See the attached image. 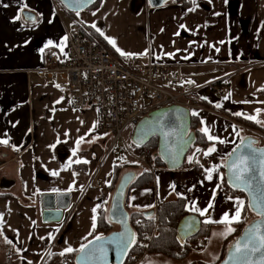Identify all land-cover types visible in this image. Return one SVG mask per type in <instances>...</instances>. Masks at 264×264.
I'll list each match as a JSON object with an SVG mask.
<instances>
[{"label": "crops", "instance_id": "crops-1", "mask_svg": "<svg viewBox=\"0 0 264 264\" xmlns=\"http://www.w3.org/2000/svg\"><path fill=\"white\" fill-rule=\"evenodd\" d=\"M146 1L101 0L98 10L70 18L56 0H0V140H7L0 143V257L6 264H76L72 253L80 255L83 245L96 236L104 237L99 226L102 212L112 231L115 227L107 215L114 193L113 170L120 163L97 132L96 113L72 109L66 80L57 83L37 74L50 53L68 56L74 20L117 60L132 54L153 63L181 66L187 76L197 75L189 80L191 87L200 88L194 96L195 117L200 122L198 130L212 145L205 151L194 148L180 170L148 166L151 186H133L136 174L125 210L129 216L140 214L156 221L161 203L181 200L209 237L201 251L190 248L183 261L150 254L155 259L150 262L216 264L224 242L236 239L247 203L243 195L222 188L221 168L242 139L264 134V0L170 1L153 10ZM128 31L131 35L126 38ZM213 63L225 65L226 74L208 75ZM220 79L223 95L205 88ZM238 112L243 115H235ZM204 128L225 143L209 141ZM211 147L216 151L205 156ZM214 166L217 170L209 180L206 170ZM54 193H70L73 203L63 222L49 224L44 219L43 195ZM237 200L244 201V208L240 222L230 225L234 231L229 233L219 221L225 213L230 218L234 215ZM210 202L213 207L205 216L190 210L193 203L203 210ZM246 218L255 217L248 210ZM150 255L145 264L150 263Z\"/></svg>", "mask_w": 264, "mask_h": 264}, {"label": "built area", "instance_id": "built-area-1", "mask_svg": "<svg viewBox=\"0 0 264 264\" xmlns=\"http://www.w3.org/2000/svg\"><path fill=\"white\" fill-rule=\"evenodd\" d=\"M56 2L61 4L60 0ZM70 29L68 56L60 58L56 53H50L45 66L37 74L57 83L62 79L68 82L72 109L96 113L97 132L108 141V152L125 148V135H132L134 128L158 109L175 105L187 108L190 113L197 110L194 96L200 88L191 87L188 82L197 75L187 76L181 66L153 63L134 55L117 60L99 43L87 38L89 33L79 21L74 20ZM209 74H226L225 65L211 64ZM222 80L212 81L205 88H213L221 96L224 89H217L215 85ZM252 137L264 140L256 133ZM139 159L146 165L145 156ZM137 224L140 228L145 226L140 220ZM155 225L138 240L143 253L131 257L129 264H143L149 255V243L156 236V222ZM205 243L206 238L202 237L190 248L194 252L201 251Z\"/></svg>", "mask_w": 264, "mask_h": 264}, {"label": "water", "instance_id": "water-1", "mask_svg": "<svg viewBox=\"0 0 264 264\" xmlns=\"http://www.w3.org/2000/svg\"><path fill=\"white\" fill-rule=\"evenodd\" d=\"M63 7L67 10V13L78 14L86 12L91 6L98 3V0H60ZM173 0H147V5L150 9L161 8L166 3ZM191 113L187 108H181L170 106L169 108H161L157 111L148 114L147 117L142 120L137 127L134 128L132 133V145L136 147H143L149 140L157 139V156L164 163L167 170H180L184 166L187 153L195 145V136L191 133ZM163 122V130L160 127V122ZM163 132L170 133L168 136L163 135ZM249 141H255L253 148L257 150H264V146H259V141L253 137H246L242 139L240 145L243 147ZM239 151V149H237ZM247 152V149H245ZM233 153V152H232ZM235 159V153L229 155L224 164V181L226 186L231 191L236 193H243L247 200L248 210L255 216V220L244 227L240 236H238L230 245L226 252L222 263L218 264H259L262 256H264V248L258 252H236V245L239 242L241 248L245 243H248V247L254 246L253 243H249L248 239L251 234L248 233V229L259 227V235H264V217H262L258 210L249 207L252 197L248 192L242 191L240 187H234L229 183V166ZM259 159V157H258ZM260 165L257 163L254 172L250 173L255 176L253 182V195L259 196L260 192L264 191V184L260 183L259 177ZM136 177L135 172L123 174L120 177L118 184L115 187L114 193L111 197L107 221L108 223L116 226L117 231H112L108 236L103 237L102 240H94L92 243H88V248L83 253L80 252L75 259L76 264H124L127 256L134 242L127 247V251H122L120 247L116 246V242L121 239V234H125L127 237H131L134 234L132 226L130 224V216L125 210V200L128 190L132 187V183ZM72 195L54 193L43 195V209L44 219L49 224H56L63 222L65 212H67L72 206ZM261 208H264V202H261ZM123 221V222H122ZM177 225L176 233L177 240L180 244H184L191 238H196L201 229V223L197 217L189 214L183 218ZM135 237V234H134ZM136 240V239H135ZM134 240V241H135ZM255 245H259V241L255 240Z\"/></svg>", "mask_w": 264, "mask_h": 264}, {"label": "trees", "instance_id": "trees-1", "mask_svg": "<svg viewBox=\"0 0 264 264\" xmlns=\"http://www.w3.org/2000/svg\"><path fill=\"white\" fill-rule=\"evenodd\" d=\"M176 1L177 3L182 2L183 0H173ZM101 4V0H98V3H96L94 6H91L88 10H93L96 11L99 9ZM68 16H70V18H74L75 15L77 14H70L67 13ZM87 38L92 39L93 41L99 43L101 45V47H103L104 49L107 50V52L109 54H111V56L113 58H117L116 56H114L115 54L112 53V51L107 48L106 45H104L102 43V41H99L95 38L94 34H92L91 32L88 34ZM224 87V85L222 83H218L215 85V88L217 89H222ZM200 105L207 110H210L211 106H209V104L203 102V101H199ZM191 133L194 134L195 136V145L193 146V148L196 149H201L203 151L207 150V148L212 145L211 143H209L205 136L203 135L202 132H200V130H198V127L200 126V122L198 117H195V115H192L191 113ZM248 127H253L256 128L257 130H259V128H257L255 125L248 124ZM157 139L153 138L151 140H149L143 147H132L133 148V152L137 155L138 158L145 156V164L148 166H151L153 168H160V167H164V163L160 160L161 158H158L157 156ZM128 168L125 163H120L114 166V170H113V178H112V183H111V190L112 192L115 190V187L117 185L119 176H120V172L121 170ZM225 169L222 167L221 168V173H224ZM223 184H222V188L225 191L230 192L232 195H243V197H245V195L243 193H236L231 191V189H229L226 186V182L224 181V178L222 180ZM137 186L139 188L142 187H147L152 185V178L151 175L149 174L148 171H142V173H140V175H137V178L135 180V183L133 184V186ZM246 200V199H245ZM247 203V200H246ZM247 209H245V212L243 213L242 219H241V223L239 226V231L237 232L235 238H237L238 236H240L242 230L244 229V226L247 224L248 219L246 218V214L248 212V205L246 206ZM156 221L153 218H148L145 219L142 215L140 214H135V215H131L130 216V224L132 226V229L134 231L135 234V245L133 246L132 250H131V254L137 252L139 249L138 246V240L141 239L143 233L152 231L153 227L156 226L155 222L157 223V232H156V236L154 237V239H152L151 243H149V247H148V254H154V255H158V256H165L167 257V259L172 260V261H183L185 260L189 254H190V246L193 243H196V240L201 239L202 237L208 238V230L206 229V227L204 225H202L199 234L196 236V238H191L189 239V241H187L184 244H180V242H178L177 240V233H176V228L177 225H179L178 223L185 217L188 216L187 211L185 210L184 207V203L181 200H176L174 201V203H161V205H159L157 207V211H156ZM102 215H100L99 217V226L101 227L100 229H102L103 232V236L106 237L109 235L110 232H112V227L110 225L107 224L106 219H105V212L101 213ZM142 222L145 226L140 228V226H138L137 221ZM233 240V237H229V239H227L222 247V251H221V256L218 260V263H222V260L224 259L227 250L229 249V244L230 242ZM73 260L76 259V256H78V254L76 253H72L71 254ZM216 263V264H218Z\"/></svg>", "mask_w": 264, "mask_h": 264}, {"label": "snow or ice", "instance_id": "snow-or-ice-1", "mask_svg": "<svg viewBox=\"0 0 264 264\" xmlns=\"http://www.w3.org/2000/svg\"><path fill=\"white\" fill-rule=\"evenodd\" d=\"M77 2H79V0H77ZM17 19H19V17H17ZM93 27H95V25H93ZM97 31H99V29H97ZM103 35V33H101ZM65 39H67L65 37ZM110 43L113 44V46L115 47V42L110 40ZM51 43V42H49ZM117 51L120 52V54L126 55L124 52L120 51V49H117ZM127 55H132V54H127ZM189 83H192L191 81H189ZM225 99H228V97H225ZM57 103H59V101H57ZM216 107H221L220 104L215 105ZM192 115H197V113L193 112ZM235 115L237 116H241L243 115L242 113H235ZM246 119H253V117L251 116H245ZM160 127L163 130V122H160ZM202 131L205 133V135H207L208 140L209 141H218L219 143L223 144L225 143L224 140H219L217 137H214L212 135L209 134V131L207 128L202 129ZM170 133L168 132H163V135L168 136ZM83 139V138H81ZM0 143L3 144H7V140H0ZM255 143V141H249L247 144H244L243 147H241L240 145H237V147L235 149H233V153H235V159L233 160L232 164L229 166V172L231 173L230 177H229V183L232 184V186L234 187H240V189L242 191L248 192L249 195L252 197V200L249 204V207H253L255 209L258 210L259 214L264 217V208H261V202H264V191L260 192L259 196L257 195H253V182L255 180V176L251 175L250 173L254 172L256 169V165L257 163H259L260 165V169H259V177H260V183L264 184V150H257L255 148H253V144ZM80 141H77V146H79ZM237 149H239V151H237ZM245 149H247V152H245ZM197 151H200L199 149H197ZM216 148L215 147H211L208 149L207 152L204 153L205 156L210 155L211 153L215 152ZM233 153H229V155H233ZM73 154L75 155V151L73 152ZM259 157V159H258ZM77 163H80L79 160L76 161ZM85 163L87 161H84ZM191 162V160L189 161ZM217 170V166H214L212 169H208L206 170L208 172V176L207 179L211 180L212 179V172ZM58 173H53V175H57ZM221 180H223V177H221ZM132 199H135V197H133ZM238 207L236 212L234 213V215L230 218L228 213H225L222 220L219 221V223L225 224L227 227V231L230 233L232 231H234V229L230 226L233 223H239L240 222V218H241V213L242 210L244 208V201L241 200H237L236 201ZM213 204L210 202L208 207L201 210L199 208H197L195 206V204L193 203L192 207H191V211L193 212H198L200 216H205L206 214H208V209L212 208ZM93 211L95 212V209H93ZM123 222V221H122ZM205 222H211V221H205ZM96 229V223H95V217H93V225H92V231H95ZM249 234H251L249 236L248 242L249 243H253L254 246L249 248L248 247V243L244 244V247L241 248L239 242H237L236 245V252L237 253H241V252H258L260 251L262 248H264V235H259V227H255V228H250L247 230ZM91 234V233H90ZM97 241L98 240H102L104 239L102 236H96L95 238ZM135 240L134 234L129 238L127 236H125V234H121V239L119 241L116 242V246L120 247V249L122 251H127V247L133 243ZM255 240L259 241V245L256 246L255 245ZM9 243H11V241H9ZM89 243H92L91 241ZM88 248V245L85 244L83 245L78 251H80L81 253H83L85 251V249ZM68 252H72L73 249L72 248H68L67 249ZM61 255H63V253H61ZM29 264H31V262H29ZM259 264H264V256L261 257Z\"/></svg>", "mask_w": 264, "mask_h": 264}, {"label": "rangeland", "instance_id": "rangeland-1", "mask_svg": "<svg viewBox=\"0 0 264 264\" xmlns=\"http://www.w3.org/2000/svg\"><path fill=\"white\" fill-rule=\"evenodd\" d=\"M63 6V5H62ZM64 8V7H63ZM131 35V32L130 31H128V33H127V35H126V38H128L129 36ZM255 129V128H254ZM256 130V129H255ZM254 130V131H255ZM257 135H262L263 137H264V134H262V133H260V134H257ZM131 137H132V135H130V134H126L125 135V137H124V143H125V148L124 147H121V148H119V149H117V150H115V151H113L114 153H115V156H116V159L118 160L117 162H119V163H125V165L128 167V168H125V169H123V170H121V172H120V176H119V179H118V182H119V180H120V177L123 175V174H127V173H130V172H135V174H140V173H142V171H144V170H146V169H148V165H144V164H142L141 162H140V159L137 157V155L133 152V148L132 147H134L131 143H132V141H131ZM255 139H256V137H254ZM258 139V138H257ZM256 139V140H257ZM257 141H259V146L261 145L260 143L261 142H263L262 144L264 145V140L263 139H258ZM192 152H194V148H192L188 153H187V155H186V159H185V162L184 163H186V161L188 160V158H190L189 157V155L192 153ZM118 182H117V184H118ZM255 217V216H254ZM254 220H255V218H254ZM254 220H250L249 221V219H248V222L249 223H252ZM248 223V224H249ZM247 224V225H248ZM113 231L115 232V231H117L118 230V228L115 226V227H113ZM140 240V239H139ZM199 240V239H198ZM198 240H196V242L198 241ZM138 246H139V244H138ZM2 247H4V245L2 246ZM139 249H140V247H139ZM3 250V249H2ZM141 253H143L142 251H141V249H140V251L138 250L137 252H135V253H133V254H131L130 256H129V258H128V260L125 262V264H129L130 262H131V257H134V256H137V254H141ZM0 254H2L1 253V250H0ZM152 259H154V256H152V255H150V257H148V261L150 262V261H152ZM155 260V259H154ZM0 264H6V259H4L3 260V257H0ZM143 264H145V259L143 260ZM146 264H147V262H146ZM149 264H154V262H150Z\"/></svg>", "mask_w": 264, "mask_h": 264}, {"label": "flooded vegetation", "instance_id": "flooded-vegetation-1", "mask_svg": "<svg viewBox=\"0 0 264 264\" xmlns=\"http://www.w3.org/2000/svg\"><path fill=\"white\" fill-rule=\"evenodd\" d=\"M254 138V137H253Z\"/></svg>", "mask_w": 264, "mask_h": 264}]
</instances>
